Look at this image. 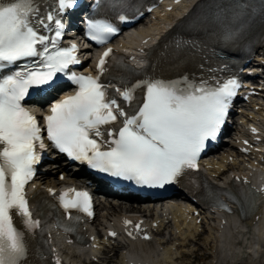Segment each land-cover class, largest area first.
I'll return each instance as SVG.
<instances>
[{
    "label": "snow or ice",
    "instance_id": "obj_1",
    "mask_svg": "<svg viewBox=\"0 0 264 264\" xmlns=\"http://www.w3.org/2000/svg\"><path fill=\"white\" fill-rule=\"evenodd\" d=\"M104 2L92 0L89 7ZM126 4L127 0H110L108 6ZM80 6L81 0H0V264H30L28 238L47 233L48 226L33 217L26 194L48 149L46 141L91 169L136 185L163 188L199 171L201 154L220 136L242 87L235 77L221 79L219 69L209 67L205 75L200 65L199 73L177 78H139L118 99L102 80L111 70L113 49L100 57L96 65L100 75L70 71L82 63L79 49L76 44L62 47L61 41L66 34L65 16ZM216 8L212 19L223 33L220 38L228 45L237 42L254 9L247 0ZM259 8L264 16V0ZM118 19L126 22L128 17ZM118 32L108 20L87 21L86 35L98 45ZM58 76L76 91L53 101L42 124L25 102L31 90L54 89ZM236 181L240 183V178ZM48 193L57 196L52 189ZM241 193L247 199L243 189ZM222 195L235 199L227 192L209 193L215 206L226 209ZM57 201L67 221L94 216L87 191L70 188ZM124 224L143 231L140 223L125 220ZM58 226L75 231L64 219L58 220ZM127 235L135 238L133 231ZM45 243L50 245V234ZM48 252L51 264H62L54 248Z\"/></svg>",
    "mask_w": 264,
    "mask_h": 264
},
{
    "label": "bare ground",
    "instance_id": "obj_2",
    "mask_svg": "<svg viewBox=\"0 0 264 264\" xmlns=\"http://www.w3.org/2000/svg\"><path fill=\"white\" fill-rule=\"evenodd\" d=\"M42 182V180H40ZM104 204H100L103 206ZM113 212L115 207H109ZM174 214V213H172ZM113 214L101 217L105 224L114 221ZM174 219L166 225V234L154 238L152 242L143 244H130L120 248V254L115 264H194L204 260V255L199 254L201 248L211 251L214 256L211 264H262L264 255L261 250L264 247V232L259 227L253 228V218L245 226H238L231 220L222 222L219 218L212 217L210 224L204 217L206 224L205 233L200 234V228L193 221L187 223L183 215L175 214ZM213 221V223H212ZM202 236H205L202 238ZM201 241V248L188 249V246ZM63 255L72 264H88V261L98 258L96 264H109L107 259L99 254H77L71 249H63ZM113 251H110L111 254ZM189 257L193 261H189ZM217 260L213 263V260Z\"/></svg>",
    "mask_w": 264,
    "mask_h": 264
},
{
    "label": "rangeland",
    "instance_id": "obj_3",
    "mask_svg": "<svg viewBox=\"0 0 264 264\" xmlns=\"http://www.w3.org/2000/svg\"><path fill=\"white\" fill-rule=\"evenodd\" d=\"M52 177H54L55 180L57 179V176H56V175H54V176H52ZM200 243H201V242L198 241L197 245L200 244ZM201 249H202V250H201ZM201 249H200V252H199L200 255H201V254L208 253V251L204 250L203 248H201ZM108 255H111V254H108ZM204 258H205L206 260H203V262H201L202 264H208V263L211 262L212 257H211L209 254H205V255H204ZM188 259H189V261H191V262L193 261V258H192V257H189ZM201 263H200V264H201ZM196 264H197V263H196Z\"/></svg>",
    "mask_w": 264,
    "mask_h": 264
}]
</instances>
